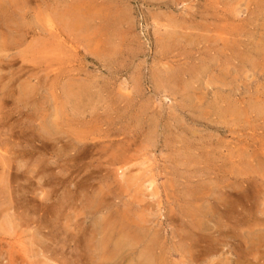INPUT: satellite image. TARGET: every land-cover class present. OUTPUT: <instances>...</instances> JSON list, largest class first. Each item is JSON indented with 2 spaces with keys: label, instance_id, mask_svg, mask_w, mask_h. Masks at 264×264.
Returning <instances> with one entry per match:
<instances>
[{
  "label": "rangeland",
  "instance_id": "obj_1",
  "mask_svg": "<svg viewBox=\"0 0 264 264\" xmlns=\"http://www.w3.org/2000/svg\"><path fill=\"white\" fill-rule=\"evenodd\" d=\"M263 100L264 0H0V264H264Z\"/></svg>",
  "mask_w": 264,
  "mask_h": 264
},
{
  "label": "bare ground",
  "instance_id": "obj_2",
  "mask_svg": "<svg viewBox=\"0 0 264 264\" xmlns=\"http://www.w3.org/2000/svg\"><path fill=\"white\" fill-rule=\"evenodd\" d=\"M86 1H87V0H86ZM118 1H119V0H118ZM102 2H103V1H102ZM116 2H117V1H116ZM4 3H5V2H4ZM4 3H3V4H4ZM73 5H75V3H74ZM87 5H88V3H87ZM3 7H4V6H3ZM73 8H74V7H73ZM98 9H99V8H98ZM71 10H72V9H71ZM84 10H85V9H84ZM103 10H104V9H103ZM103 10H102V11H103ZM79 11H80V10H79ZM79 11H78V13H79ZM102 11H101V12H102ZM68 12H69V11H68ZM75 13H76V12H75ZM54 14H55V13H54ZM64 14H65V13H64ZM95 14H97V13H95ZM206 14H207V13H206ZM66 15H67V13H66ZM66 15H65V17H66ZM68 15H69V14H68ZM122 15H123V14H122ZM69 16H70V15H69ZM72 16H74V15H72ZM77 16H78V15H77ZM206 16H207V15H206ZM56 17H57V16H56ZM91 17H92V16H91ZM95 17H96V16H95ZM203 17H204V16H203ZM58 18H59V16H58ZM61 18H62V17H61ZM61 18H60V19H61ZM114 18H115V16H114ZM116 18H120V17L117 15ZM116 18H115V19H116ZM60 19H59V21H60ZM106 19H107V18H106ZM108 19H109V18H108ZM123 19H124V18H122V20H123ZM65 20H67V19H65ZM117 20H118V19H117ZM120 20H121V18H120ZM120 20H119V22H120ZM115 21H116V20H115ZM68 22H69V21H68ZM70 22H72V20H71ZM64 23H65V22H64ZM107 23H110V22H107ZM62 24H63V23H62ZM69 24H70V23H69ZM69 24H67V25H69ZM67 25H66V26H67ZM74 25H75V24H74ZM61 26H62V27H65V24H63V25H61ZM72 26H73V25H72ZM72 26H71V27H72ZM96 26H97V25H96ZM99 26H100V24L98 25V27H99ZM68 27H69V26H68ZM94 30H95V29H94ZM88 31H89V30H88ZM100 32H101V30H100ZM100 32H99V33H100ZM118 32H119V31H118ZM173 32H174V30H173ZM173 32H171V38H173V36H172V33H173ZM175 32H176V31H175ZM178 33H179V32H178ZM97 34H98V33H97ZM89 35H90V34H89ZM104 35H105V33H104ZM106 35H107V34H106ZM166 35H168V34H166ZM97 36H98V35H97ZM189 36H191V35H189ZM87 37H88V36H87ZM98 37H99V36H98ZM101 37H103V36L101 35ZM101 37H100V38H101ZM165 37H166V36H165ZM103 38H104V37H103ZM166 38H167V39H166V41H167L169 37H166ZM96 39H98V38H96ZM174 39H175V38H173V40H174ZM179 39H181V38H179ZM101 40H104V39H101ZM166 41H165V43H168V41H167V42H166ZM169 41L171 42L170 39H169ZM104 42H105V41H104ZM104 42H102V43L104 44ZM106 42H107V41H106ZM108 42H109V41H108ZM178 42H179V41H178ZM99 43H100V42H99ZM162 43H163V40H162ZM163 44H164V43H163ZM169 45H170V44H168V46H169ZM170 46H173V47H174V45H172V42H171V45H170ZM103 47H104V45H103ZM162 47H163V46H162ZM114 48H116V47H114ZM168 48H169V47H168ZM171 48H172V47H171ZM116 49H117V48H116ZM168 50H169V49H168ZM259 53H260V52H259ZM112 56H114V55H112ZM112 56H111V57H112ZM100 57H101V56H100ZM174 73H175V72H174ZM177 73H178V72H177ZM169 74H170V72H169ZM169 74H168V75H169ZM188 74H189V72H188ZM191 74H192V73H191ZM171 75H172V74H171ZM176 75H177V74H176ZM218 75H219V74H218ZM220 75H221V74H220ZM224 75H225V74H224ZM169 77H170V76H168V78H169ZM173 77H176V76H173ZM220 77H221V76H220ZM166 78H167V76H166ZM176 78H177V77H176ZM176 78H175V79H176ZM180 78H182V77H180ZM163 79H164V78H163ZM169 79H170V78H169ZM175 79L172 78V80H175ZM217 79H218V78H217ZM215 80H216V79H215ZM169 81H170V80H169ZM176 81H179V80L176 79ZM28 82H29V81H28ZM96 82H97V81H96ZM173 82H174V81H173ZM88 83H89V82H88ZM167 83H168V82H167ZM182 83H185V81L182 82ZM164 84H165V83H164ZM170 84H171V83H170ZM82 85H83V84H82ZM87 85H88V84H87ZM91 85H93V84H91ZM177 85H178V84H177ZM179 85H180V84H179ZM76 86H77V85H76ZM80 87H81V86H80ZM75 88H76V87H75ZM81 88H82V87H81ZM163 88H164V87H163ZM183 88H184V87H183ZM183 88L181 87V91L185 90V89H183ZM30 89H31V87H30ZM77 89H78V88H77ZM16 90H17V89H16ZM22 90H23V89H22ZM31 90H32V89H31ZM71 90H72V88H71ZM75 90H76V89H75ZM75 90H74V91H75ZM88 90H89V89H88ZM67 91H68V90H67ZM80 91H81V89H80ZM16 92H17V91H16ZM69 92H70V90H69ZM72 92H73V90H72ZM83 92H84V91H83ZM85 92H86V91H85ZM85 92H84V94H85ZM187 92H188V91H187ZM187 92H186V93H187ZM73 93H74V92H73ZM81 93H82V92H81ZM65 94L67 95L66 92H65ZM69 94H70V93H69ZM74 94H75V93H74ZM84 94H83V95H84ZM184 94H185V93H184ZM78 95H79V94H78ZM182 96H183V95H182ZM192 96H193V95H192ZM259 96H260V95H259ZM76 97H78V96L76 95ZM183 97H184V96H183ZM185 97H187V96H185ZM255 97H256V96H255ZM257 97H258V95H257ZM90 98H91V97H90ZM104 98H105V97H104ZM189 98H190V97H189ZM73 99H74V98H73ZM75 101H76V100H75ZM84 101H85V100H84ZM257 101H259V100L257 99ZM263 101H264V100H263ZM263 101H261V102H263ZM78 102H79V100H78ZM87 102H88V104H89V102H90V104H91V99H90V101L87 100ZM92 102H93V100H92ZM75 104H76V103H75ZM95 104H96V103H95ZM256 104H258V103H256ZM79 105H81V104H79ZM85 105H86V104H85ZM81 106H82V105H81ZM81 106H80V107H81ZM258 108H259V107H258ZM89 109H91V108H89ZM259 109H260V108H259ZM77 111H78V110H77ZM211 111H212V110H211ZM202 112H203V111H202ZM63 113H64V112H63ZM81 113H82V112H81ZM81 113H80V114H81ZM262 113H263V112H262ZM76 114H77V113H76ZM78 114H79V113H78ZM213 115H214V114H213ZM78 116H79V115H78ZM254 116H255V115H254ZM80 118H81V117H80ZM82 119H83V118H82ZM82 121L84 122V120H82ZM257 121H258V120H257ZM263 121H264V120H263ZM83 122H81V123H83ZM79 123H80V122H79ZM53 124H54V123H53ZM56 124H57V123H56ZM56 124H54V125H56ZM46 128H47V127H46ZM56 128H58V127H56ZM61 128H62V127H61ZM44 130H45V129H44ZM41 138H42V137H41ZM125 152H126V151H125ZM259 159H260V158H259ZM260 161H261V160H260ZM121 169H122V168H121ZM231 169H232V167H231ZM229 170H230V169H229ZM251 180H252V179H251ZM228 181H229V180H228ZM230 186H231V185H230ZM250 187H251V186H250ZM227 188H228V187H227ZM226 190H227V189H226ZM230 190H231V189H230ZM233 190H234V189H233ZM252 194H253V193H252ZM226 195H227V194H226ZM262 195H263V194H262ZM194 197H195V196H194ZM198 197H199V196H198ZM198 197H197V198H198ZM224 197H225V196H224ZM229 197H231V195H230ZM242 197H243V195H242ZM232 198H233V196H232ZM224 199H225V198H224ZM229 199H230V198H229ZM229 199H228V200H229ZM233 199H234V198H233ZM233 199H232V201H234ZM215 200H217V199L215 198ZM246 200H247V199H246ZM190 201H191V200H190ZM201 201H202V200H201ZM213 201H214V199H213ZM217 201H218V200H217ZM229 201H230V200H229ZM234 202H235V201H234ZM234 202H233V203L231 202V203L234 204V206H235V203H234ZM236 202H237V200H236ZM199 203H200V201H199ZM212 203H213V202H212ZM225 203H227V202H225ZM189 204H190V203H189ZM218 204H220V203H218ZM222 204H223V203H222ZM215 205H216V204H215ZM229 205L231 206V204H229ZM249 205H250V204H249ZM209 206H210V205H209ZM211 206H212V205H211ZM211 206H210V207H211ZM217 206H220V205H217ZM238 206H239V205H238ZM210 207H209V208H210ZM231 207H232V206H231ZM231 207H230V208H231ZM198 208H199V207H198ZM209 208H208V209H209ZM211 208H212V207H211ZM222 208H223V207H222ZM228 208H229V207H228ZM232 208L234 209V207H232ZM244 208H245V207H244ZM196 209H197V208H196ZM215 209H216V208H215ZM239 209H241V208H239ZM199 210H200V208H199ZM204 210H205V209H204ZM227 210H228V209H227ZM227 210H226V212H227ZM229 210H230V209H229ZM229 210H228V211H229ZM234 210H237V209H234ZM190 211H191V209H190ZM195 212H196V211H195ZM198 212H199V211H198ZM211 212H212V211L210 210V213H211ZM231 212H233V211H231ZM189 213H190V212H189ZM201 213H203V212H200V214H201ZM204 213H205V211H204ZM204 213H203V215H204ZM214 213H216V212H214ZM237 213H239V212H237ZM191 214H192V211H191ZM191 214H189V215H187V216H190ZM205 214L208 215L207 212H206ZM219 214H220V213H219ZM223 214H224V213H223ZM228 214H229V213H228ZM232 214H234V212H233ZM253 214H254V213H253ZM203 215L201 214L200 218H203ZM248 215H249V214H248ZM191 216H193V215H191ZM197 216H199L198 213H197ZM208 216H209V218H210V217L212 218V214H211V216H210V215H208ZM225 216H226V215H225ZM225 216L223 215V218H224ZM125 217H126V216H125ZM194 217H195V215L193 216V219H194ZM216 217H217V215H216ZM226 217H227V216H226ZM226 217H225L224 219H227V221H228L229 218H228V217L226 218ZM235 217H236V216H235ZM247 217H248V216H247ZM256 217H257V216H256ZM195 218H196V217H195ZM209 218H206V219H209ZM211 218H210V219H211ZM230 218H231V214H230ZM197 219H198V218H197ZM204 219H205V218H204ZM249 219H250V218H249ZM230 220H231V219H230ZM230 220H229V221H230ZM233 220H235V219H233ZM242 221H243V220H242ZM250 221H251V220H250ZM250 221H249V222H250ZM193 222H197V221L195 220V221H192V223H193ZM199 222L201 223V221H199V219H198V223H196V224L199 225V224H200ZM224 222H225V221H224ZM229 223H230V222H229ZM251 224H252V223H251ZM255 224H257V222H256ZM198 225H197V226H198ZM224 225L226 226V224H224ZM230 225H231V224H230ZM253 225H254V223H253ZM257 225H258V224H257ZM194 226H195V224H194ZM200 226H201V224H200ZM202 226H203V225H202ZM251 226H252V225H251ZM261 226H262V225H261ZM217 227H219V226H217ZM222 227H223V226H222ZM252 227H254V226H252ZM256 227H257V226H256ZM192 228H195V227H192ZM192 228H191V229H192ZM219 228H220V227H219ZM219 228H218V229H219ZM223 229H224V228H223ZM230 229L233 230V229H235V228H233V227L231 228V227H230ZM198 230H200V229H198ZM218 231H219V230H218ZM229 231H230V230H229ZM191 232H194V231H191ZM197 232H198V231H197ZM128 233H129V232H128ZM198 233H199V232H198ZM229 233H230V232H229ZM122 234H123V233H122ZM250 235H251V234H250ZM250 235H249V236H250ZM255 235H256V234H255ZM134 236H135V235H134ZM191 236H192V235H191ZM193 237H194V234H193L192 238H193ZM253 237H254V236H253ZM237 238H238V237H237ZM139 239H140V238H139ZM198 239H199V238H198ZM259 239H260V238H259ZM121 240H122V239H121ZM129 240H130V239H129ZM213 240L215 241V239H213ZM254 240H255V239H254ZM191 241H192V239H191ZM149 242H150V241H149ZM253 242H254V241H253ZM189 243H191V242H189ZM192 243H193V242H192ZM218 243H219V242H218ZM115 244H116V243H115ZM151 244H153V243H151ZM196 244H197V243H196ZM192 245H193V244H192ZM194 245H195V243H194ZM120 246H121V245H120ZM254 247H255V246H254ZM259 247H260V246H259ZM148 248H149V247H148ZM151 248H152V247H151ZM257 248H258V247H257ZM81 249H82V248H81ZM149 249H150V248H149ZM194 249H195V248H194ZM206 250H207V248H206ZM146 252H147V251H146ZM146 252H145V253H146ZM150 252H152V251H150ZM150 252H149V253H150ZM114 254H115V253H114ZM151 254H152V253H151ZM185 254H186V253H185ZM242 254H243V253H242ZM243 255H244V254H243ZM146 256H147V255H146ZM148 256H150V255H148ZM151 256H152V255H151ZM184 256H185V255H184ZM188 256H189V255H188ZM153 257H154V256H153ZM153 257H152V258H153ZM248 257H249V256H248ZM143 258H144V257H143ZM191 258H192V257H191ZM193 258H194V257H193ZM153 259H154V258H153ZM187 259H188V258H187ZM187 259H186V260H187ZM109 260H110V259H109ZM140 260H141V259H140ZM154 260H155V259H154ZM189 260H190V259H189ZM158 261H159V260H158ZM182 261H183V260H182ZM187 261H188V260H187ZM156 262H157V261H156ZM165 262H166V261H165ZM245 262H246V261H245ZM159 263H160V262H159ZM162 263H163V262H162ZM155 264H156V263H155Z\"/></svg>",
  "mask_w": 264,
  "mask_h": 264
}]
</instances>
